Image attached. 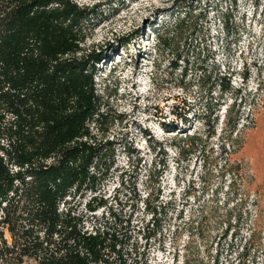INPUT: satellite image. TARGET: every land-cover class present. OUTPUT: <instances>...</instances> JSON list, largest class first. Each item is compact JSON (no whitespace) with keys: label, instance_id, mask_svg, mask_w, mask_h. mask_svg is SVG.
I'll use <instances>...</instances> for the list:
<instances>
[{"label":"rangeland","instance_id":"obj_1","mask_svg":"<svg viewBox=\"0 0 264 264\" xmlns=\"http://www.w3.org/2000/svg\"><path fill=\"white\" fill-rule=\"evenodd\" d=\"M73 1L94 8L80 46L83 54L104 57L94 65V81L102 96L106 130L98 134L93 124L90 129L97 139L114 143V155L95 189L72 192L60 208H70L88 230L106 222L146 264H182L186 254L194 256V264H264V0ZM177 11L180 17L188 12V19L172 48L158 49L157 35ZM223 18L235 23L238 35L234 30L226 33ZM126 40L129 43L123 44ZM203 64L230 78L240 90L244 114L254 119L233 156L242 168V181L220 169L217 136L208 140L205 163L199 155L182 157L165 146L170 134L161 123L174 118V109L184 101L195 109L188 113L189 126L203 129L195 120L199 105H193ZM223 114L222 108L220 118ZM221 127L219 121L217 135ZM155 160L165 165L159 181L169 208L158 230L146 239L142 227L150 215L137 203V195H144L146 174ZM215 206L220 214L229 210L225 233L227 223L212 227L208 219V210ZM256 215V233L250 238ZM32 263L24 257L12 264Z\"/></svg>","mask_w":264,"mask_h":264},{"label":"trees","instance_id":"obj_2","mask_svg":"<svg viewBox=\"0 0 264 264\" xmlns=\"http://www.w3.org/2000/svg\"><path fill=\"white\" fill-rule=\"evenodd\" d=\"M93 12L73 0H0V264L21 263L24 257L32 264H146L106 222L88 230L70 208H60L72 192L95 189L113 162L114 143L97 139L90 129L93 124L98 134L106 130L102 96L94 81V65L104 57L83 54L80 46ZM187 16L177 11L162 27L158 49L172 48ZM222 28L227 34L239 33L225 18ZM200 70V93L193 105H199L195 120L203 129L189 126L188 113L195 109L184 101L174 109V118L161 123L170 134L165 146L182 157L199 155L205 163L208 140L217 136L220 169L242 181V168L233 156L254 119L244 114L240 90L233 88L230 78L213 66L203 64ZM159 162L147 171L144 195H137V203L150 215L142 227L146 239L158 230L169 208L161 197L159 179L165 165ZM208 211L212 227L227 223L223 233L227 232L229 210L220 214L215 206ZM256 220L257 215L250 238L256 233ZM194 259L186 254L182 264H194Z\"/></svg>","mask_w":264,"mask_h":264}]
</instances>
